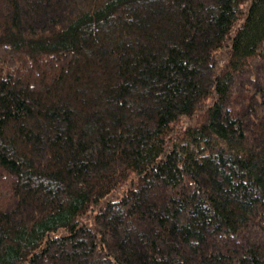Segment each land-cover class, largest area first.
<instances>
[{
  "label": "trees",
  "instance_id": "16d2710c",
  "mask_svg": "<svg viewBox=\"0 0 264 264\" xmlns=\"http://www.w3.org/2000/svg\"><path fill=\"white\" fill-rule=\"evenodd\" d=\"M0 264H264V0H0Z\"/></svg>",
  "mask_w": 264,
  "mask_h": 264
},
{
  "label": "rangeland",
  "instance_id": "374dc122",
  "mask_svg": "<svg viewBox=\"0 0 264 264\" xmlns=\"http://www.w3.org/2000/svg\"><path fill=\"white\" fill-rule=\"evenodd\" d=\"M118 194H119V193H117V194H114V195H110V197H109V196H107V197H105V199H107V198H115L116 196H118Z\"/></svg>",
  "mask_w": 264,
  "mask_h": 264
}]
</instances>
